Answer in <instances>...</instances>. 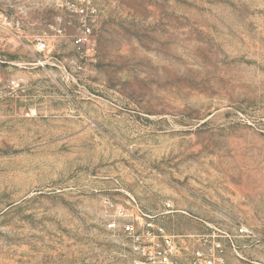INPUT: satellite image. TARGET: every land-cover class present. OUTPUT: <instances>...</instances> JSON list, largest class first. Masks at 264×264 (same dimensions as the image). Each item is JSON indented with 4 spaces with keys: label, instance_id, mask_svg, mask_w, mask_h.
<instances>
[{
    "label": "rangeland",
    "instance_id": "1",
    "mask_svg": "<svg viewBox=\"0 0 264 264\" xmlns=\"http://www.w3.org/2000/svg\"><path fill=\"white\" fill-rule=\"evenodd\" d=\"M92 1L90 53L65 0H0V264H132L106 199L264 264V0Z\"/></svg>",
    "mask_w": 264,
    "mask_h": 264
},
{
    "label": "built area",
    "instance_id": "2",
    "mask_svg": "<svg viewBox=\"0 0 264 264\" xmlns=\"http://www.w3.org/2000/svg\"><path fill=\"white\" fill-rule=\"evenodd\" d=\"M62 7L78 17L80 22V33L73 40L75 48L78 51L95 52L93 33L99 16L96 4L92 0H65ZM58 32L63 33L62 29ZM38 48L39 51H46L48 45L42 41ZM134 202L135 205L131 208L115 204L110 199L104 202L108 219L106 229L115 234L122 233L126 238L132 264H226L229 248L223 240H255L258 237L255 231L242 226L233 236L224 233L211 240H200L198 246L193 248L185 259L183 252L187 254L189 248L183 249L165 226L135 217L141 214V210L135 200Z\"/></svg>",
    "mask_w": 264,
    "mask_h": 264
}]
</instances>
